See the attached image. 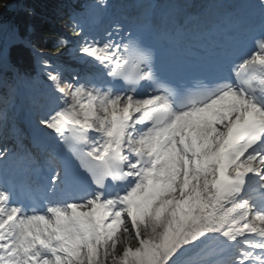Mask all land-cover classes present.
<instances>
[{
    "label": "snow or ice",
    "instance_id": "obj_1",
    "mask_svg": "<svg viewBox=\"0 0 264 264\" xmlns=\"http://www.w3.org/2000/svg\"><path fill=\"white\" fill-rule=\"evenodd\" d=\"M119 2L122 17L110 0L73 5L70 52L86 67L71 80L45 58L66 37L50 50L11 26L31 72L0 42V264H264V0H239L258 22L232 18L194 88L165 74L153 41L196 17ZM37 61L42 90L20 127L10 111Z\"/></svg>",
    "mask_w": 264,
    "mask_h": 264
},
{
    "label": "trees",
    "instance_id": "obj_2",
    "mask_svg": "<svg viewBox=\"0 0 264 264\" xmlns=\"http://www.w3.org/2000/svg\"><path fill=\"white\" fill-rule=\"evenodd\" d=\"M12 1L13 0H0V20L8 18L12 14V12L8 8L3 7L4 4L8 5L12 3ZM47 3L48 0H36V6L41 10H43L46 7ZM44 35H46V37H50L46 33H44Z\"/></svg>",
    "mask_w": 264,
    "mask_h": 264
},
{
    "label": "rangeland",
    "instance_id": "obj_3",
    "mask_svg": "<svg viewBox=\"0 0 264 264\" xmlns=\"http://www.w3.org/2000/svg\"><path fill=\"white\" fill-rule=\"evenodd\" d=\"M5 31H7V29H4V32L3 33H5ZM72 60V63H75V62H77L78 60L77 59H70V61ZM69 61V60H68ZM38 70H40V68H38ZM37 81L39 82V79H37Z\"/></svg>",
    "mask_w": 264,
    "mask_h": 264
}]
</instances>
